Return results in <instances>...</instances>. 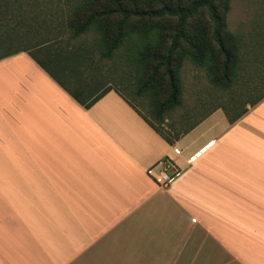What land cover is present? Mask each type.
<instances>
[{
  "label": "crops",
  "instance_id": "crops-1",
  "mask_svg": "<svg viewBox=\"0 0 264 264\" xmlns=\"http://www.w3.org/2000/svg\"><path fill=\"white\" fill-rule=\"evenodd\" d=\"M29 53L0 60V264H264V99L169 144L113 90L85 109Z\"/></svg>",
  "mask_w": 264,
  "mask_h": 264
},
{
  "label": "trees",
  "instance_id": "trees-1",
  "mask_svg": "<svg viewBox=\"0 0 264 264\" xmlns=\"http://www.w3.org/2000/svg\"><path fill=\"white\" fill-rule=\"evenodd\" d=\"M230 1L72 0L65 4L67 7L61 18L39 19L33 16L20 17L23 4L18 3L19 0H0V29L6 28L7 32H11L10 37L0 39V47L5 46L4 42L8 40L13 43L16 38L12 39V35L20 38L16 32L21 29L27 32L25 39L30 34H37L33 40L34 49H37L34 52L43 56L39 60L46 57L45 60L54 62L62 71L67 69V73H71L68 80L76 81L75 78L81 73L79 68L84 63L88 65L92 62L94 52L99 53L101 58H111L120 46L130 41L132 46L128 51L134 56L137 74L143 84L136 91V96L148 92L152 99H162L160 103L158 101V107H153L151 111L159 122H163V114L181 103L179 72L185 61L203 69L209 81L218 88H231L245 74L252 85L262 83L259 77L253 79V72L246 70V63H243L246 61V52L242 51L241 37L227 29L226 16L230 11ZM29 6L27 2L26 7ZM89 33L94 34L91 44L76 42ZM65 34H68L67 38ZM19 40L23 41L21 38ZM19 52L32 51L24 48L7 52L0 55V60ZM34 52L29 54L36 57ZM38 64L43 68L41 63ZM75 83L74 91L69 94L85 109L111 90L133 106L116 88L110 87L99 96L89 99L85 98L88 87L78 80ZM263 99L264 94L249 107H254ZM233 110L223 109L231 124L248 111L245 105L242 111L232 117ZM147 123L169 144H173V140L180 136L169 137L150 122Z\"/></svg>",
  "mask_w": 264,
  "mask_h": 264
},
{
  "label": "rangeland",
  "instance_id": "rangeland-1",
  "mask_svg": "<svg viewBox=\"0 0 264 264\" xmlns=\"http://www.w3.org/2000/svg\"><path fill=\"white\" fill-rule=\"evenodd\" d=\"M71 1L19 0L18 3L22 2L23 4L20 17L33 16L41 19L42 17L58 18L60 16L61 18L65 7H67L65 4ZM27 2L30 3L31 10L26 7ZM226 24L229 32L241 37L242 51L246 52L244 55L246 61H243L244 64L246 63V70L253 72V79L256 80L259 77L262 83L258 86L252 85L249 82V77L245 74L242 80L231 88H218L209 81L203 69L185 61L179 72L181 103L163 114V122H159L151 111L153 107H158V101L160 103L162 99L157 100L156 98L154 100L148 92L136 96V91L143 87V84L137 74L138 69L134 56L128 51L132 46L129 43L130 41L120 46L111 58H101L99 53L94 52L92 62L88 65L84 63L82 68H79L81 72L79 77L75 79L88 87L86 90L88 95L85 98H91L93 94L102 89L106 90L110 87L118 89L136 108L135 110H138L156 129L169 137L188 131L208 114L218 109H235L231 112L233 117V115L242 111L245 105L248 108L249 104L264 94V0H231L230 11L226 16ZM16 33L23 41L12 35L14 37L12 39H16L13 43L9 40L4 42L5 46L0 47V55L24 48L32 52L37 50L34 49L35 41L33 40L38 36L37 34H34L35 36L30 34L29 38L25 39L27 32L24 29ZM10 35L11 32H7L6 28L0 29V39L3 40V37H10ZM67 37L68 34H65V38ZM93 38L94 34L89 33L76 42L86 41L91 44ZM8 42L11 44H8ZM7 45H10V47ZM33 54L37 58H41V55L37 52ZM53 70L58 78L67 82L71 89H75L76 81L72 79L68 83V79L65 80L58 70ZM71 71L73 72V70Z\"/></svg>",
  "mask_w": 264,
  "mask_h": 264
},
{
  "label": "built area",
  "instance_id": "built-area-1",
  "mask_svg": "<svg viewBox=\"0 0 264 264\" xmlns=\"http://www.w3.org/2000/svg\"><path fill=\"white\" fill-rule=\"evenodd\" d=\"M156 169L157 166L150 167L145 171V173L158 187L167 188L172 181V174L167 172L166 167L159 170Z\"/></svg>",
  "mask_w": 264,
  "mask_h": 264
}]
</instances>
